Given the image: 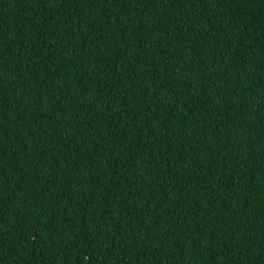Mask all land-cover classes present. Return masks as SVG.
<instances>
[{
  "label": "trees",
  "instance_id": "1",
  "mask_svg": "<svg viewBox=\"0 0 264 264\" xmlns=\"http://www.w3.org/2000/svg\"><path fill=\"white\" fill-rule=\"evenodd\" d=\"M0 264H264V0H0Z\"/></svg>",
  "mask_w": 264,
  "mask_h": 264
}]
</instances>
